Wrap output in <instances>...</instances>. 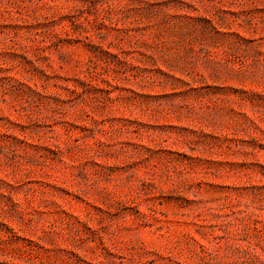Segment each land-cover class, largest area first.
Here are the masks:
<instances>
[{
  "label": "rangeland",
  "instance_id": "374dc122",
  "mask_svg": "<svg viewBox=\"0 0 264 264\" xmlns=\"http://www.w3.org/2000/svg\"><path fill=\"white\" fill-rule=\"evenodd\" d=\"M0 264H264V0H0Z\"/></svg>",
  "mask_w": 264,
  "mask_h": 264
}]
</instances>
